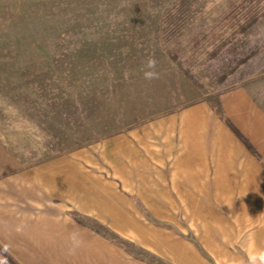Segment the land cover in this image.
<instances>
[{
	"label": "rangeland",
	"instance_id": "1",
	"mask_svg": "<svg viewBox=\"0 0 264 264\" xmlns=\"http://www.w3.org/2000/svg\"><path fill=\"white\" fill-rule=\"evenodd\" d=\"M149 57L160 73L152 81L144 79ZM260 77L264 0H0V138L26 162L91 144L93 130L112 132L126 105L136 108L133 120L145 111L160 120L166 108L150 109L148 100L169 95L171 106L183 94L181 106L200 92L202 100L215 101ZM159 196L158 202L154 195H137L136 219L127 209L138 234L123 225L89 227L149 264H178L167 257L178 242L217 264L204 247L203 219L224 213L208 207L224 195H189L194 203L177 194ZM16 222L0 217V258L7 264H60L53 256L58 243L50 246L53 252L41 245L38 256L36 243L17 234Z\"/></svg>",
	"mask_w": 264,
	"mask_h": 264
},
{
	"label": "crops",
	"instance_id": "2",
	"mask_svg": "<svg viewBox=\"0 0 264 264\" xmlns=\"http://www.w3.org/2000/svg\"><path fill=\"white\" fill-rule=\"evenodd\" d=\"M175 96L176 105L170 106L169 95L145 104L161 113L166 108L160 120L146 111L133 120L135 106H124L120 121L128 119L127 124L115 121V114L112 132L95 128L92 143L74 152L26 162L0 138V217L17 220V234L36 243L38 256L41 245L53 249L52 243H58L53 256L60 264H149L130 256L99 228H90L91 223L123 225L134 235L137 223L126 211L134 210L137 218L139 194H177L186 200L189 195L197 200L200 193L224 195L208 203L224 213L215 221L203 219L205 250L217 264H252L251 258L264 252V77L243 81L215 101L202 100L197 92V100L180 106L183 94ZM226 118L262 161L235 136ZM136 120L144 122L137 125ZM75 214L91 221L80 222ZM71 232L84 240L75 255L68 252ZM167 257L178 264H212L183 242Z\"/></svg>",
	"mask_w": 264,
	"mask_h": 264
},
{
	"label": "clouds",
	"instance_id": "3",
	"mask_svg": "<svg viewBox=\"0 0 264 264\" xmlns=\"http://www.w3.org/2000/svg\"><path fill=\"white\" fill-rule=\"evenodd\" d=\"M144 79L152 81L160 78V73L156 71L157 61L154 57H149L144 65ZM71 246L68 249L69 255H75L77 250L84 245V240L79 232H71L68 236ZM259 259L261 264H264V252L259 253L258 257H252V264H256V260ZM0 264H7L6 259L0 258Z\"/></svg>",
	"mask_w": 264,
	"mask_h": 264
},
{
	"label": "trees",
	"instance_id": "4",
	"mask_svg": "<svg viewBox=\"0 0 264 264\" xmlns=\"http://www.w3.org/2000/svg\"><path fill=\"white\" fill-rule=\"evenodd\" d=\"M231 129L236 134V136L240 139V141L245 145V147L248 149V151L254 155L259 161H262L261 156L258 154L256 149L253 147V145L248 141V139L235 127L231 125ZM263 165L264 162L262 161Z\"/></svg>",
	"mask_w": 264,
	"mask_h": 264
}]
</instances>
